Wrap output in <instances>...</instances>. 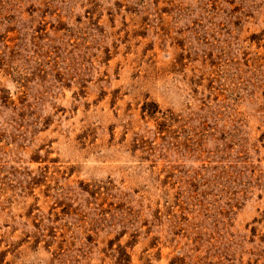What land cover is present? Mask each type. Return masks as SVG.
I'll use <instances>...</instances> for the list:
<instances>
[{
    "label": "rangeland",
    "instance_id": "rangeland-1",
    "mask_svg": "<svg viewBox=\"0 0 264 264\" xmlns=\"http://www.w3.org/2000/svg\"><path fill=\"white\" fill-rule=\"evenodd\" d=\"M0 264H264V0H0Z\"/></svg>",
    "mask_w": 264,
    "mask_h": 264
}]
</instances>
